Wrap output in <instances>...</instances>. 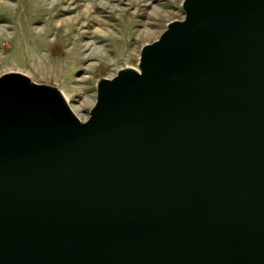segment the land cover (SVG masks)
Instances as JSON below:
<instances>
[{"label":"water","instance_id":"1","mask_svg":"<svg viewBox=\"0 0 264 264\" xmlns=\"http://www.w3.org/2000/svg\"><path fill=\"white\" fill-rule=\"evenodd\" d=\"M184 8L140 71L100 84L85 121L0 83V264H264L250 254L264 242V0ZM125 109L144 117L114 129ZM126 131L154 139L157 170L107 150Z\"/></svg>","mask_w":264,"mask_h":264},{"label":"rangeland","instance_id":"2","mask_svg":"<svg viewBox=\"0 0 264 264\" xmlns=\"http://www.w3.org/2000/svg\"><path fill=\"white\" fill-rule=\"evenodd\" d=\"M184 1L0 0V83L7 78L22 83L27 98V91L40 88L41 100L33 98L43 102L42 109L48 102L47 112L60 114L59 120L85 121L100 84L124 69L139 67L143 47L184 20ZM60 91L69 97L75 114L64 109ZM37 126L35 142H44L46 125ZM127 132L109 141L107 150L119 157L130 152L129 165L140 172L157 170L147 169L163 159L154 139ZM232 225L224 227L238 233L237 218Z\"/></svg>","mask_w":264,"mask_h":264},{"label":"bare ground","instance_id":"3","mask_svg":"<svg viewBox=\"0 0 264 264\" xmlns=\"http://www.w3.org/2000/svg\"><path fill=\"white\" fill-rule=\"evenodd\" d=\"M135 70L137 71H140V67H137ZM63 97H64V100L65 102L69 105V107L72 109V111L74 112L73 108L70 106V100H69V97L66 95V93L64 91L61 92ZM75 114V113H74ZM121 115V118L118 117V119H116L113 124H112V127L114 129H117L119 126H121L124 122H130L132 119L136 118V117H144L143 113H141L140 111H137V110H134V109H125V110H122L120 112ZM113 130V129H111ZM83 164H81V166H84V165H88V167H91L93 165V163L95 162L93 159L92 161L90 159H85L83 160ZM8 175H18V172L17 173H14V172H7ZM264 251V242H257L255 244V246L253 247V249L251 250L250 254L252 257H255V259H258L259 256L263 253ZM250 255H248L249 257ZM249 260V259H248ZM251 260L253 261V258H251Z\"/></svg>","mask_w":264,"mask_h":264}]
</instances>
